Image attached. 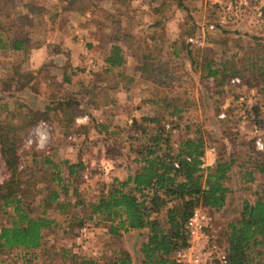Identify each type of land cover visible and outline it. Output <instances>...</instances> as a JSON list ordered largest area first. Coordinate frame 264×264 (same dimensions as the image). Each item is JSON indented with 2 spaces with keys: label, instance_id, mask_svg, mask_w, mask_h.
Wrapping results in <instances>:
<instances>
[{
  "label": "rangeland",
  "instance_id": "obj_1",
  "mask_svg": "<svg viewBox=\"0 0 264 264\" xmlns=\"http://www.w3.org/2000/svg\"><path fill=\"white\" fill-rule=\"evenodd\" d=\"M27 2L31 0H0V36L24 42L17 53H0V127H9L16 136L20 169L31 165L30 151L83 160L79 189L92 200L134 167L129 166L127 147L119 153L118 167L103 142L106 135L97 133L92 122L131 131L134 119L161 114L166 104L167 113L171 106L184 110L179 121L172 116L163 122L173 142L203 141L204 171L220 154L228 158L235 152L242 159L246 152L264 151V79H207L203 68L218 66L230 55L240 61L264 56V0H33L44 14L33 27L24 19L30 15ZM111 45L120 47L123 64L103 74ZM234 78L239 82L232 83ZM68 95L78 103L75 124L85 126L71 136L55 121L40 118L45 106ZM157 100L158 106L151 104ZM7 178L0 155V185ZM231 179L227 206L219 212L203 209L211 217L209 234L219 246L226 224L238 218L242 201L253 197V186L241 184L237 169ZM19 181L34 185L39 176L29 170ZM29 191L26 201L35 202L34 186ZM47 232L46 242L56 249L96 258L110 254L104 224ZM141 241L136 232L121 236L132 264H139ZM37 255L39 251L24 256L13 250L0 254V264H39Z\"/></svg>",
  "mask_w": 264,
  "mask_h": 264
},
{
  "label": "trees",
  "instance_id": "obj_2",
  "mask_svg": "<svg viewBox=\"0 0 264 264\" xmlns=\"http://www.w3.org/2000/svg\"><path fill=\"white\" fill-rule=\"evenodd\" d=\"M24 7L30 12L24 16L29 27L44 18L33 0ZM56 13L49 15V23L55 21ZM22 49L24 42L18 38L0 36V53H17ZM120 53L118 45H111L104 58L103 74H110L123 64ZM263 66L264 56L256 61H240L238 56L230 55L218 66L205 64L203 68L207 79L223 81L231 76L264 79ZM151 104L158 106L159 101ZM77 106L68 95L45 106L40 118L55 121L65 136H71L85 129L75 124ZM167 106L160 108L161 114L134 119L131 131L92 122L97 133L106 135L105 141L99 140L108 146L115 163L118 165L119 153L127 147L129 166L134 165L124 177L113 178L110 186L92 200L84 198L79 189L85 169L83 160H58L57 156L30 151L31 165L22 170L13 130L0 127V155L8 174L0 185V217L4 221L0 224V254L21 250L28 256L39 251V264H132L121 236L136 232L142 240L137 253L139 264H177L175 252L187 246L186 220L197 207L222 211L231 194L228 183L237 169L241 184L253 186V197L243 200L238 218L226 224L223 245L219 246L210 236L209 227L206 232L226 254V264H264V151L252 149L253 156L246 152L242 159L235 152L228 158L220 154L204 171L203 141L182 138L173 142L163 122L172 116L179 121L184 110L171 106L167 113ZM29 170L39 176V188L38 181L34 185L19 181L22 172ZM258 176L261 178L257 179ZM31 186L35 202L25 199ZM90 222L105 225L108 256L72 254L69 249H56L45 240L47 231L63 229L62 233H68L67 230L72 232Z\"/></svg>",
  "mask_w": 264,
  "mask_h": 264
},
{
  "label": "built area",
  "instance_id": "obj_3",
  "mask_svg": "<svg viewBox=\"0 0 264 264\" xmlns=\"http://www.w3.org/2000/svg\"><path fill=\"white\" fill-rule=\"evenodd\" d=\"M189 41L192 42V39ZM231 82L239 80L234 78ZM256 146L258 150L263 148L260 140L256 141ZM210 222L211 217L203 209L197 207L193 210L185 222L187 246L174 254L177 264H226V254L217 244L211 242L206 232Z\"/></svg>",
  "mask_w": 264,
  "mask_h": 264
},
{
  "label": "clouds",
  "instance_id": "obj_4",
  "mask_svg": "<svg viewBox=\"0 0 264 264\" xmlns=\"http://www.w3.org/2000/svg\"><path fill=\"white\" fill-rule=\"evenodd\" d=\"M44 139H45V138L40 139V146H41V147H43ZM259 146H260V145L258 144V147H259Z\"/></svg>",
  "mask_w": 264,
  "mask_h": 264
}]
</instances>
